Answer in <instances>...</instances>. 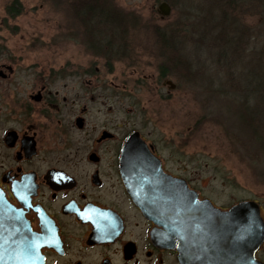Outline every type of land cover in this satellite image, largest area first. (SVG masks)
Here are the masks:
<instances>
[{"label": "flooded vegetation", "instance_id": "1", "mask_svg": "<svg viewBox=\"0 0 264 264\" xmlns=\"http://www.w3.org/2000/svg\"><path fill=\"white\" fill-rule=\"evenodd\" d=\"M12 4L22 6L18 0ZM114 19H82L88 49L105 63H29L0 46V264H33L37 240H22V228L40 239L44 264H184L181 233L149 217L136 200L123 164L128 141L139 135L147 147L144 160L153 155L164 175L184 179L200 200L210 198L181 173L179 145L171 148L163 135L147 131L152 118L146 117L140 126L134 106L118 116L113 104L140 103L145 99L140 92L150 93V101L170 98L177 88L172 75L191 71L192 64L158 63V74L136 77V86L134 79L116 78L119 54L136 49V39L128 24L130 30L121 33L129 37L128 47H121L124 42L113 39L119 35L113 30L118 27ZM156 31L160 49L175 51L172 33L161 27ZM239 38L230 48L237 53L246 49ZM114 43L119 51L111 48ZM226 48L220 53L226 54ZM137 72L134 68L131 76ZM210 200L224 211L238 203L221 206ZM260 211L264 220L261 205ZM220 252L216 246L192 251L212 260L222 257L225 264H239L244 258L243 249L226 248L223 256ZM263 252L264 240L254 252L262 264Z\"/></svg>", "mask_w": 264, "mask_h": 264}, {"label": "rangeland", "instance_id": "2", "mask_svg": "<svg viewBox=\"0 0 264 264\" xmlns=\"http://www.w3.org/2000/svg\"><path fill=\"white\" fill-rule=\"evenodd\" d=\"M13 1L0 0V46L13 49V54L25 58L24 62H106L88 49L90 38L72 0H18L22 13L14 17L7 12ZM114 1L112 10L125 12L136 34V49L119 54L122 60L116 61V78L134 79L136 86V77L158 74V63L181 58L192 64L191 71L172 75L177 88L170 98L160 100L157 96L150 101V93L140 92L145 98L140 103L116 101L113 106L120 113L117 115L124 116L134 106L140 126L146 117L152 118L147 131L163 135L171 148L174 143L179 145L176 152L181 173L204 196L221 206L254 200L264 213V154L256 141L254 125L246 121L256 116L252 108L260 95L255 97L252 90L264 78V12L252 15L247 8L240 19L237 2L225 0L227 7L223 9L224 0H171L173 5L166 0L172 12L162 20L157 9L164 0ZM110 5L112 0L103 2L105 10L111 11ZM158 27L177 39L175 51L160 49L155 37ZM242 33L251 41L252 35L254 40L237 55L230 48ZM225 47L227 53H220ZM134 68L137 75L131 76ZM261 256L264 259V252Z\"/></svg>", "mask_w": 264, "mask_h": 264}, {"label": "water", "instance_id": "3", "mask_svg": "<svg viewBox=\"0 0 264 264\" xmlns=\"http://www.w3.org/2000/svg\"><path fill=\"white\" fill-rule=\"evenodd\" d=\"M157 10L161 15L168 16L171 6L162 1ZM136 136L138 139L133 135L128 141L123 154L128 181L136 192V200L149 217L161 220L171 231L181 233L185 241L184 264H225L222 257L212 260L205 255L194 256L192 253L195 248L209 246H216L221 250L222 256L226 248L243 249L244 258L239 264H262L254 258L255 250L264 240V220L259 203L243 200L224 211L210 199L200 200L198 193L190 189L184 179L164 175L159 161L153 155L149 161L144 160L146 158L142 154L147 147L139 135ZM140 158L143 159L142 162ZM194 238L202 239L194 242ZM21 239L31 242L37 240L36 257L32 253L31 262L44 264L40 239L24 228L21 229ZM238 239H244V242L240 243ZM25 246L22 244L21 248Z\"/></svg>", "mask_w": 264, "mask_h": 264}, {"label": "trees", "instance_id": "4", "mask_svg": "<svg viewBox=\"0 0 264 264\" xmlns=\"http://www.w3.org/2000/svg\"><path fill=\"white\" fill-rule=\"evenodd\" d=\"M72 1L74 2L72 3V5H73V8H75L77 12V16L81 17L83 20H89L92 17L95 18L96 17L95 15H97L99 16V19L97 17L96 18L100 21V23H103L104 21H106V18L111 17V16L115 17L114 22L117 24L118 27L114 28L113 30L116 31L117 33L119 32L123 33L127 31V28H125L124 25L131 24V22H129V20L127 19L128 16L125 12H117L115 9L112 10L114 8L113 4L115 5L114 0H112V5H110L111 11L107 9L106 11L103 7V2L107 0H72ZM218 1L221 2V0H218ZM232 1L237 2L236 5L237 7L240 8V9H237V11L238 13H240V15H243L245 13L243 12V10L247 8L251 10L249 11V13L251 14H253V12L257 13L259 11L257 14L261 15L262 12H264V0H239L240 2H238V0H229V2H232ZM171 3L173 5L172 1ZM226 7H227V2L224 0L222 8L226 9ZM112 11H115V12H112ZM7 12L8 14L14 16L22 12V6L21 5L16 6V4H12L7 7ZM105 16L106 18H104ZM122 35L123 36L121 38H120V34L115 35L113 39L116 40V42H119L121 39H123L122 41L124 42L125 45L121 44V47L125 46V48H127L128 45L126 44V42L129 40V37L125 34H122ZM132 38L135 39L136 35L133 34ZM111 48L115 49V51H119L120 45L114 43ZM176 61H180L181 63H187L181 58ZM171 62H175V60L173 61L172 59ZM185 72H187V70ZM260 79H262V82L260 81L259 85H257L252 90V93L254 94L255 97L256 96L258 97V95H260V99L257 100L255 107L252 108V110L256 112V116L252 118L248 117L246 121L250 123V126L251 124L254 125V133L257 137L256 141L258 142L259 146L262 148L261 152L264 154V78H260Z\"/></svg>", "mask_w": 264, "mask_h": 264}, {"label": "bare ground", "instance_id": "5", "mask_svg": "<svg viewBox=\"0 0 264 264\" xmlns=\"http://www.w3.org/2000/svg\"><path fill=\"white\" fill-rule=\"evenodd\" d=\"M248 36H246V34L245 33H242L241 35H240V38H239V42L241 43V45H245V47L247 48V47H249V45L252 43V42H250L251 40H248ZM247 40V41H246ZM233 53H235V54H237V55H240V53H237V51H233ZM253 60L254 61H257L258 62V58H257V56H254L253 57ZM238 65H240V64H238Z\"/></svg>", "mask_w": 264, "mask_h": 264}]
</instances>
